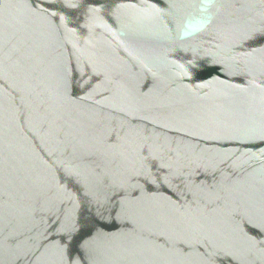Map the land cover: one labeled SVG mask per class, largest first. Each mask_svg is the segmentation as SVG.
<instances>
[{
  "label": "water",
  "instance_id": "obj_1",
  "mask_svg": "<svg viewBox=\"0 0 264 264\" xmlns=\"http://www.w3.org/2000/svg\"><path fill=\"white\" fill-rule=\"evenodd\" d=\"M0 264H264V0H0Z\"/></svg>",
  "mask_w": 264,
  "mask_h": 264
}]
</instances>
